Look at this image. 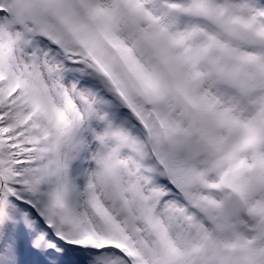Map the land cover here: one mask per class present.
<instances>
[{
    "label": "snow or ice",
    "instance_id": "1",
    "mask_svg": "<svg viewBox=\"0 0 264 264\" xmlns=\"http://www.w3.org/2000/svg\"><path fill=\"white\" fill-rule=\"evenodd\" d=\"M0 264H264V0H0Z\"/></svg>",
    "mask_w": 264,
    "mask_h": 264
}]
</instances>
